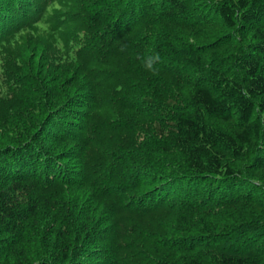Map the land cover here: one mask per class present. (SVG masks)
I'll list each match as a JSON object with an SVG mask.
<instances>
[{
    "label": "trees",
    "instance_id": "1",
    "mask_svg": "<svg viewBox=\"0 0 264 264\" xmlns=\"http://www.w3.org/2000/svg\"><path fill=\"white\" fill-rule=\"evenodd\" d=\"M2 111L0 264H264V0H0Z\"/></svg>",
    "mask_w": 264,
    "mask_h": 264
},
{
    "label": "rangeland",
    "instance_id": "2",
    "mask_svg": "<svg viewBox=\"0 0 264 264\" xmlns=\"http://www.w3.org/2000/svg\"><path fill=\"white\" fill-rule=\"evenodd\" d=\"M186 33H187V35H191V31L190 30H186ZM219 54H222V53H219ZM229 54V53H228ZM52 55H53V53L52 54H50L49 52L48 53H44L43 52V50H41V48L39 47L34 53H33V55L31 56H29L28 55V57H26L27 55H25L24 57H25V65H24V67H23V70H22V72H21V74H24V76L26 75V74H28L29 72H30V70L32 69V68H34V75H37V76H39L40 74H39V67H44V69H46L47 70V73H46V70H45V73L44 74H51V76L53 75V74H56V72H57V69L58 70H60L61 71V69H64L63 67H66L65 65H66V63H61V64H56V63H54L53 61H55V60H53V59H51L52 58ZM221 56V55H220ZM32 58H35V61H34V59L33 60H31ZM44 58V59H43ZM44 60V61H43ZM43 61V62H42ZM29 63H30V65H29ZM37 64V67L35 66ZM225 65H224V67H229L228 66V62L227 63H224ZM48 66H50L49 68H47ZM180 70V69H179ZM178 70V71H179ZM178 71H176V72H178ZM181 72V74H182V71H180ZM40 75V77L42 78V79H40V80H36L33 84H36V85H42V84H45L44 86H42L41 87V89H48V88H51L50 87V84H46V82H44V77H45V75ZM177 76V75H176ZM200 76V75H199ZM65 77V75H61L60 77H59V80H58V84H60V82L63 80V78ZM70 78V76H68V79ZM41 81H43V83L41 82ZM165 82H169V80L168 79H166L165 78ZM30 86H32V83H30V82H25V88H28V87H30ZM24 90V89H23ZM77 92H75L74 93V95H76L77 96ZM5 112V111H4ZM3 113V111L2 112H0V114H2ZM1 121H0V126H1ZM84 258H87V257H84ZM91 259H92V264H99V262H101L102 261V259H101V257H91ZM100 260V261H99Z\"/></svg>",
    "mask_w": 264,
    "mask_h": 264
}]
</instances>
